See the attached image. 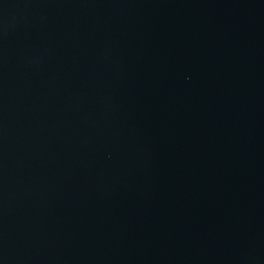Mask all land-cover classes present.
Here are the masks:
<instances>
[{
    "label": "water",
    "instance_id": "water-1",
    "mask_svg": "<svg viewBox=\"0 0 264 264\" xmlns=\"http://www.w3.org/2000/svg\"><path fill=\"white\" fill-rule=\"evenodd\" d=\"M0 264H264V0H0Z\"/></svg>",
    "mask_w": 264,
    "mask_h": 264
}]
</instances>
